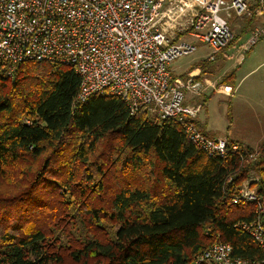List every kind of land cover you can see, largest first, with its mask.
<instances>
[{"label": "trees", "instance_id": "obj_1", "mask_svg": "<svg viewBox=\"0 0 264 264\" xmlns=\"http://www.w3.org/2000/svg\"><path fill=\"white\" fill-rule=\"evenodd\" d=\"M207 63L171 83L195 68L202 82ZM79 85L71 67L28 61L8 75L0 62V264H193L215 242L262 264L241 227L264 228V212L232 199L255 176L264 206V142L227 140L238 150L210 157L147 107L131 115L109 95L77 103Z\"/></svg>", "mask_w": 264, "mask_h": 264}, {"label": "built area", "instance_id": "obj_2", "mask_svg": "<svg viewBox=\"0 0 264 264\" xmlns=\"http://www.w3.org/2000/svg\"><path fill=\"white\" fill-rule=\"evenodd\" d=\"M233 16L262 19L246 48L264 37V0H0V62L7 64L8 75L28 61L71 67L80 78L77 103L109 95L120 98L131 115L147 107L160 119L175 121L197 150L224 158L237 145L204 136L196 125L200 104L186 102L211 84L192 74L171 83L169 67L196 53L195 41L210 49L203 61L214 62L235 38L228 24ZM255 181V176L245 180L232 203L251 202L262 213L250 188ZM241 228L264 249L259 223ZM193 264L249 263L232 257L228 244L215 242Z\"/></svg>", "mask_w": 264, "mask_h": 264}, {"label": "rangeland", "instance_id": "obj_3", "mask_svg": "<svg viewBox=\"0 0 264 264\" xmlns=\"http://www.w3.org/2000/svg\"><path fill=\"white\" fill-rule=\"evenodd\" d=\"M261 21L262 19L258 18L239 19L235 16L229 20L228 24L238 38L224 50V53L216 61L211 63V66L219 75L234 70L236 92L231 98L229 106L226 99L213 95L208 101L206 112L208 128L216 132L214 136L229 134L230 138L237 139L238 142L249 147H255L264 142V37H260L252 47L246 48L250 31L255 26H259ZM195 44L198 47L196 53L181 57L171 63L170 70L174 74L182 75L194 64L206 58L210 52L207 45L197 41ZM239 57L242 58L236 65V60ZM229 73L231 72L227 74ZM186 98L188 104H193V97L186 96ZM227 108L231 112V119L227 116ZM105 147L101 146L100 150L105 152ZM112 174L105 176L108 190L113 186L110 177ZM135 182L145 183L142 176L137 177Z\"/></svg>", "mask_w": 264, "mask_h": 264}, {"label": "crops", "instance_id": "obj_4", "mask_svg": "<svg viewBox=\"0 0 264 264\" xmlns=\"http://www.w3.org/2000/svg\"><path fill=\"white\" fill-rule=\"evenodd\" d=\"M223 53H224L223 51L220 52L217 55L216 60ZM241 58L242 57L237 58L236 65L240 62V59ZM234 66H235V64H234ZM169 71L171 73V76L176 75V74H174L170 70V67H169ZM228 72H234V70H229V71L225 72L223 75L216 74V70L212 68L211 63H207V66H206V69H205V73H204L205 78L202 81V83H206V82L207 83H211V86L208 87L205 91H203V93L199 97H196L197 99L193 98V104L194 103L195 104H200V106H201L200 112H199V114H198V116L196 118V125H197V127H198L199 130H202V131H200L201 133L204 132L209 137H212V138H219V137H221V138L227 139L228 141L230 140V141L238 142L237 139L230 138L229 134H225L223 136H220V135L219 136H214V133H216V132L214 130H211V128H208V124H207L208 115H206V112H207V104H208L209 99L213 95H218L221 98L226 99L227 100V103H228V106H229L231 98L235 95V92H236L235 91L236 90V87H235V79H234V87H232V86L230 87L228 85H222L221 84V81H222L223 77L226 76V74ZM191 74L193 76H195L196 79H198L199 74H200V69L199 68H195L192 71ZM179 80H181V79H179ZM224 88L227 89L226 92H228L230 90V94H226V92H223ZM203 111H204L205 114L203 113ZM230 114H231V112H230L229 108H227V116H228L229 119H231V115ZM227 130H229V128H227ZM258 145H256L253 148H256Z\"/></svg>", "mask_w": 264, "mask_h": 264}]
</instances>
